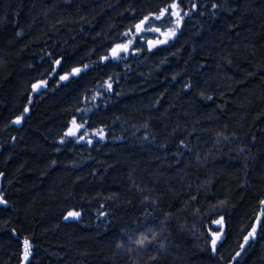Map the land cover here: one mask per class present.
Returning a JSON list of instances; mask_svg holds the SVG:
<instances>
[{
    "label": "trees",
    "instance_id": "obj_1",
    "mask_svg": "<svg viewBox=\"0 0 264 264\" xmlns=\"http://www.w3.org/2000/svg\"><path fill=\"white\" fill-rule=\"evenodd\" d=\"M0 199V264H264V0H0Z\"/></svg>",
    "mask_w": 264,
    "mask_h": 264
},
{
    "label": "rangeland",
    "instance_id": "obj_2",
    "mask_svg": "<svg viewBox=\"0 0 264 264\" xmlns=\"http://www.w3.org/2000/svg\"><path fill=\"white\" fill-rule=\"evenodd\" d=\"M138 25H140V28H137L135 29V33H132L131 35H128L126 36L123 40H121L115 47L114 49H117V46L118 45H127V48L126 49H117V54L116 56H120L122 54H126L130 47H131V44L133 43V40H134V37H135V34L138 32L140 33L141 31L145 30L144 27H145V22L143 23H139ZM176 32V29L175 28H169L167 30H163V31H157V30H154L153 31V34L152 36L149 38L148 42L151 44V45H154V44H158V43H162V42H165L167 40H169L170 38L173 37V35L175 34ZM113 49V50H114ZM19 119V121L21 122V118L20 117H17V119L15 121H17ZM19 122V123H20ZM17 123V122H16ZM80 128V126L78 125V123H76L75 121H72L71 125H70V130H73V131H77L78 129ZM256 225H254V227L250 230V232L248 233V235L246 236V239L244 241L243 244H245L251 237H254L255 236V233H256ZM251 234V235H250Z\"/></svg>",
    "mask_w": 264,
    "mask_h": 264
},
{
    "label": "snow or ice",
    "instance_id": "obj_3",
    "mask_svg": "<svg viewBox=\"0 0 264 264\" xmlns=\"http://www.w3.org/2000/svg\"><path fill=\"white\" fill-rule=\"evenodd\" d=\"M172 7H176V5H172ZM165 11H167V9L165 10ZM157 18H159V17H157ZM147 19V18H146ZM141 23H143V21L141 22ZM137 28H140V25H137L136 26ZM127 48V45H118L117 46V49H126ZM117 49H114L113 50V55L115 56L116 54H117ZM57 63H59V61H57ZM77 72L79 71V69H77L76 70ZM62 79H66V77H62ZM109 87H111L110 85H109ZM17 123H19L20 121H19V119L16 121ZM81 127H82V125H81ZM75 133L74 132H72V131H69V133H67V135H74ZM0 203H6V201H3L2 199H0ZM80 212H77V211H70L68 214H67V216H65V219L67 220V219H69V218H71V219H78L79 217H80ZM219 223V222H218ZM251 235V234H250ZM217 239H219L218 237H217ZM213 248H215V244H216V240H213ZM29 251H30V245H29V243L27 242V241H25V259H27L28 258V255H29Z\"/></svg>",
    "mask_w": 264,
    "mask_h": 264
},
{
    "label": "water",
    "instance_id": "obj_4",
    "mask_svg": "<svg viewBox=\"0 0 264 264\" xmlns=\"http://www.w3.org/2000/svg\"><path fill=\"white\" fill-rule=\"evenodd\" d=\"M35 90H37V86H35ZM218 235H219V232H216V233L214 234V239H217Z\"/></svg>",
    "mask_w": 264,
    "mask_h": 264
}]
</instances>
